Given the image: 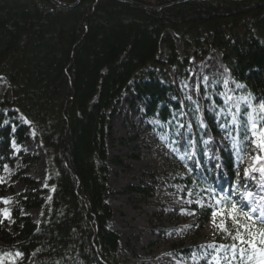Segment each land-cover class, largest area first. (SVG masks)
I'll use <instances>...</instances> for the list:
<instances>
[{"label":"trees","instance_id":"16d2710c","mask_svg":"<svg viewBox=\"0 0 264 264\" xmlns=\"http://www.w3.org/2000/svg\"><path fill=\"white\" fill-rule=\"evenodd\" d=\"M127 1L0 0V77L10 86L9 99L0 94V172L14 167L12 146L30 134L45 147L53 170L42 189L27 176L39 157L21 154L24 167L15 178L24 191L13 195L11 224L0 212V257L19 253V264H123L108 201L110 164L130 168L109 156L125 95L130 121L158 122L146 131L169 126L180 154H188L176 162L186 191H213L212 197L233 203L251 191L254 204L264 207L259 174L245 176L258 154L246 132L249 110L232 129L237 143L231 150L220 141L231 117L219 116L226 108L219 95L200 85L198 100L189 101L179 83L189 75L191 55L201 64L216 50L232 89L264 103V0ZM210 102L218 110L207 109ZM257 114L259 127L264 112ZM144 176L160 183L155 174ZM155 186L143 182L124 193L147 200ZM32 209L41 212L38 222L23 215ZM191 211L200 229L213 216L211 207ZM215 241L233 243L221 231Z\"/></svg>","mask_w":264,"mask_h":264},{"label":"rangeland","instance_id":"374dc122","mask_svg":"<svg viewBox=\"0 0 264 264\" xmlns=\"http://www.w3.org/2000/svg\"><path fill=\"white\" fill-rule=\"evenodd\" d=\"M175 40L178 54L184 56L180 41ZM164 52L162 47L161 60L166 59ZM188 70L189 75L181 77L179 83L189 101L198 100L199 86L205 85L213 89L226 105V108L219 110V116L231 117V120L222 125L221 129L226 134L220 141L233 150L236 148L237 138L232 129L240 126L239 118L244 108L249 110V115L258 125L257 111H260V104L232 89L233 82L216 50H210L201 64H197L191 55ZM0 94L10 98V86L1 77ZM129 99L130 96L125 95L118 109L115 121L117 143L109 147L110 160L121 158L130 167L124 169L110 164L111 195L108 203L113 210L110 228L122 237L117 259L123 264H215V258L219 257L220 264H229V261L231 264H238L239 258L232 261L230 252H218L207 247L210 244L216 245V235L220 232L217 225L225 223L219 214L223 211L222 206L216 203L219 199L212 197L213 191L189 192L183 184L177 182L182 172L176 162L188 154H180L169 126L163 125L146 131L147 127H154L158 122L150 120L143 123L140 118L130 121L131 112L127 105ZM206 107L212 112L218 110L212 102ZM249 115L246 117L248 128L251 127ZM19 119L22 124H26L22 117ZM249 134L251 136L250 132ZM121 140L127 141L128 146H122ZM12 150L14 167L6 166L0 172V212L3 220L9 224L12 223L10 207L13 195L24 191V186L15 178L24 167L21 154L39 157L27 176L38 182L42 189L47 188L53 171L45 147L35 139L34 134H30L23 145L14 144ZM145 174L157 175L160 183L154 184L152 179H145ZM143 182L150 187L156 185L154 197L146 200L138 194L124 193L126 189L140 186ZM50 195L48 193L46 198L50 199ZM193 206L211 207L218 214L215 218L212 216L209 223L200 229L196 214L191 211ZM40 214L36 209L23 211V215L31 217L35 222H38ZM18 254L0 257V264H19L22 256Z\"/></svg>","mask_w":264,"mask_h":264},{"label":"snow or ice","instance_id":"6c2138e0","mask_svg":"<svg viewBox=\"0 0 264 264\" xmlns=\"http://www.w3.org/2000/svg\"><path fill=\"white\" fill-rule=\"evenodd\" d=\"M260 111L264 112V103L260 104ZM235 119V118H234ZM251 127L246 129L251 136L248 137L254 152L258 153L251 157L252 165L245 171L248 179H254L259 174L261 184L264 188V125L258 127L256 120L249 115ZM254 194L246 191L241 194L239 202H223L217 200L218 205H223L224 211L219 214L225 220L231 221V227L225 223L217 225L224 235L231 239V245H208L218 252L231 253V260L239 258V264H264V207L255 205ZM264 199V197H262ZM213 212V217L217 215ZM19 255V254H18ZM227 259V257H224ZM215 264H220V258H215ZM231 264V261H229Z\"/></svg>","mask_w":264,"mask_h":264},{"label":"water","instance_id":"95a60500","mask_svg":"<svg viewBox=\"0 0 264 264\" xmlns=\"http://www.w3.org/2000/svg\"><path fill=\"white\" fill-rule=\"evenodd\" d=\"M119 1H121V2H129V1H127V0H119ZM150 10H154V8H152V9H150Z\"/></svg>","mask_w":264,"mask_h":264}]
</instances>
